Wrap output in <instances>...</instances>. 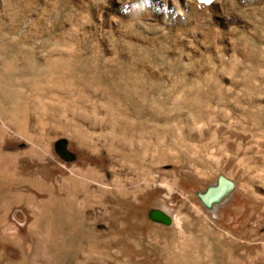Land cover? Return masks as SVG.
<instances>
[{
	"label": "rangeland",
	"instance_id": "1",
	"mask_svg": "<svg viewBox=\"0 0 264 264\" xmlns=\"http://www.w3.org/2000/svg\"><path fill=\"white\" fill-rule=\"evenodd\" d=\"M195 1L197 0H192L193 3ZM121 2L0 0V112L19 119L20 103L27 93L25 83L32 81L34 72L48 57L46 55L51 53L69 58V74L80 75L78 78L83 81L92 80L95 85L108 87L112 91L111 96L125 108L124 114L118 112L122 118L134 119L137 108L142 104L145 109L143 121L153 122L162 110L165 113V123L171 125L172 130H178L177 132H185L193 123H198L203 130L205 127L204 132L221 130L220 133L224 131L223 133L229 135L239 133L237 136L244 138L247 147L253 146L257 149L256 163H244L247 168L254 169L257 175L258 198L256 200L249 192L246 193L244 202L233 208L229 220H225L229 230L222 231V228L212 226V235L209 237L211 260L213 264H264V5L241 7L240 21L229 31L219 27L207 29L202 21L198 23L201 27L188 23L184 25L183 21L174 20V10L163 14L150 5L137 3L124 7ZM191 8L184 9L189 16L187 19L195 15L196 6ZM144 12L150 13L156 21L153 18L144 20L140 26L136 20ZM232 52L238 60L233 71L229 66ZM230 72L233 78L229 76ZM190 90L193 91L189 92ZM187 93H196L199 100L208 101H205L203 107L195 103L193 106L194 110L197 109L196 113L194 111L190 115L185 102ZM175 94L179 97L178 106L172 105L170 101ZM63 100L66 105L75 104L85 113H89L84 98L77 100L74 96L66 95ZM125 119L118 121L124 123ZM135 123L137 126L141 124L137 120ZM41 124L39 130H42ZM118 129L111 131L103 126L96 134L104 137L112 132L117 136L121 134ZM76 131L82 133L83 130L77 126ZM61 141L62 139H58L55 147L62 156ZM170 148L166 144L163 152ZM199 150L206 153L215 151V147L210 143L204 150ZM112 158L116 177L126 185L135 183L138 174L156 172L154 168L151 169L154 166L150 160L146 159L144 163L138 154L134 157H121L115 151ZM179 158L180 162L186 160L183 153ZM200 159L201 162H206ZM158 174L160 177L164 176V173ZM0 175V201H3L13 195L8 187L14 178L6 173ZM119 175L124 176V179ZM18 178L24 186H34L37 183L34 173L22 172ZM110 179L113 180L109 176L108 180L111 182ZM43 180H47V176ZM204 189L203 185H198L199 191ZM54 193L60 199L59 194L56 191ZM22 201L26 204L27 194H24ZM98 203L102 205L103 201ZM107 204L114 205L112 201ZM61 205L65 213L64 202ZM184 209L186 207L180 204L182 213L185 212ZM141 214L143 212L138 207L123 206L114 213L112 228L100 221L95 227L86 224V230L94 235L97 250L104 253L106 251V254L113 250L118 252L114 257L116 264H184L176 259L170 258L166 261L163 258V254L175 240V233L146 228ZM39 222V234L45 235L46 231H50L49 234L54 239L58 236L59 228L47 229L44 222ZM189 223L188 231L200 240L203 237L200 221L195 218L189 220ZM68 231L69 227L65 226L62 232L67 234ZM148 236H157L169 246L160 247L159 252L154 253L152 250L155 247ZM7 237L0 236V245H4H1L4 250L0 249V264H30L25 247H34L35 240L28 235L22 245H15ZM66 242L65 240L62 248L52 243L45 245L43 252L47 259L46 264H82L80 246L70 248ZM86 245L87 241H83V250L87 248ZM203 246L201 241L200 251ZM9 248L17 251L14 258L11 256L13 251L8 250ZM201 264L209 263L206 261Z\"/></svg>",
	"mask_w": 264,
	"mask_h": 264
},
{
	"label": "bare ground",
	"instance_id": "2",
	"mask_svg": "<svg viewBox=\"0 0 264 264\" xmlns=\"http://www.w3.org/2000/svg\"><path fill=\"white\" fill-rule=\"evenodd\" d=\"M121 1L124 7L142 3L163 14L174 10V20L183 21L184 25L188 23L198 27L199 21H202L207 29L219 27L229 31L240 21L241 7L264 5V0H197L194 3L192 0ZM119 2L120 0H114V4ZM191 6H196L197 9L195 15L187 19L188 13L184 11L187 7L192 9ZM178 8L180 9L177 10ZM150 13L144 12L136 22L143 24L142 21L152 18L156 21ZM181 27L183 28V25ZM46 56L48 57L32 75V81L25 83L27 93L20 103L19 119L0 112V174L6 173L14 178L8 187V190L13 191L12 197L0 201V236H8V240L15 245H22L30 235L35 240L34 247H25L30 264H46L47 259L43 252L45 245L52 243L62 248L65 240L70 248L80 246L82 264H116L114 257L118 252L113 250L106 254V251L104 253L97 250L94 235L86 230L85 225L95 227L103 221L111 226L117 210L123 206H132L142 210L146 228L175 233L174 242L163 254L166 261L172 258L184 264H201L206 261L213 264L212 249L209 245L212 226L222 228V231L229 230L225 220H229L233 208L244 202L246 193L249 192L256 200L258 198L257 175L254 169L247 168L244 163H256L257 149L253 146L247 147L244 138L237 136L238 132L237 135L225 134L224 131L220 133L221 130L204 132L205 127L203 130L198 123H193L185 132L174 131L171 125L165 123V113L162 110L152 118L153 122L143 121L145 109L142 104L134 115V119L141 122L137 126L134 119L119 116L118 112L124 114L125 108L111 96L112 91L108 87L95 85L92 80L83 81L78 78L80 75L69 74L67 69L70 60L66 55L50 53ZM231 56L229 66L233 71L238 65V60L234 52ZM228 74L233 78L232 72ZM66 95L74 96L77 100L84 98L89 113H85L75 104L66 105L63 100ZM186 95L185 102L190 115L197 110H194L195 103L203 107L205 101H208L199 100L196 93ZM178 98V94L173 95L171 104L178 106ZM119 119H125L124 123L119 122ZM40 124L43 126L42 130H39ZM77 126L81 127L82 133L76 131ZM103 126H107L111 131L119 128L121 134L116 136L111 132L104 137L96 134ZM58 139H62V156L55 147ZM210 143L215 147V151L202 153L199 150H204ZM166 144L171 148L164 153L163 147ZM115 151L120 153L121 157H134L138 154L144 163L149 159L154 166L151 169L154 168L156 174L137 173L135 183L123 184L121 179L116 177V170L112 166ZM181 153L184 154L186 163L183 160L180 162ZM200 158L206 162H201ZM144 168L142 170H145ZM22 172L34 173L37 183L34 186L21 185L20 178L23 177L18 176ZM158 173H164V176L160 177ZM45 176L47 180L44 181ZM109 176L113 178L110 179L111 182L108 180ZM199 184L204 186V191L198 190ZM55 191L60 199L55 195ZM24 194L28 197L26 204L22 201ZM99 201H103V204L100 205ZM108 201H112L114 205L109 206ZM61 202H64L66 214L63 213ZM180 204L186 207L184 213L180 210ZM195 218L201 223L203 237L200 240L188 231V224L191 223L189 220ZM39 221L44 222L47 229L59 228L58 236L54 239L49 234L50 231H46L45 235L39 234ZM65 226L69 227L67 234L62 232ZM148 238L153 242L154 253H158L160 247L169 246L157 236ZM83 241L88 243L85 250L82 248ZM201 241L204 246L200 251ZM1 245L0 249L4 246ZM8 250L13 251V258L17 255L16 250Z\"/></svg>",
	"mask_w": 264,
	"mask_h": 264
},
{
	"label": "water",
	"instance_id": "3",
	"mask_svg": "<svg viewBox=\"0 0 264 264\" xmlns=\"http://www.w3.org/2000/svg\"><path fill=\"white\" fill-rule=\"evenodd\" d=\"M159 218L162 219L164 222H167L166 219H163V218H161V217H159Z\"/></svg>",
	"mask_w": 264,
	"mask_h": 264
}]
</instances>
